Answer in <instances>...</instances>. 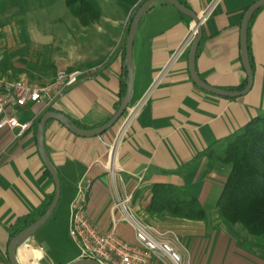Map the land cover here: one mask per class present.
<instances>
[{"label":"crops","instance_id":"obj_1","mask_svg":"<svg viewBox=\"0 0 264 264\" xmlns=\"http://www.w3.org/2000/svg\"><path fill=\"white\" fill-rule=\"evenodd\" d=\"M144 1L123 3L127 11L119 19L108 18L102 11L97 23L84 27L76 18L83 37L95 34L94 40L84 43H68L54 30L35 29L24 19L12 24L10 17L0 18V79L37 85L51 82L59 70L99 66L95 74L69 90L53 112L89 129L104 125L116 112L121 81L127 76L123 47L128 20ZM257 1L185 0L198 16L210 9L196 57L197 74L208 85L223 90L247 79L240 27L245 12ZM192 26L190 18L165 2L155 3L144 14L133 47L130 102L141 107L119 142L118 123L99 137L79 138L58 122H47L45 150L59 175L61 195L52 217L17 248L19 264H71L81 259L80 250L64 259L55 255L59 243H74L69 234L71 205L82 181L90 183L86 215L101 232L116 224L119 237L134 243L133 229L117 205L119 199H129L130 215L154 238L169 243L181 256V264H264V247L256 250L237 242L231 228L218 220L216 210L211 215L214 219L206 222L158 217L148 211L155 185H176L205 209L206 202L216 204L229 168L197 155L264 115V8L249 25L253 85L239 98L199 90L189 75V49L171 62ZM108 29L112 36L104 39ZM36 112L38 108L31 106L19 115L20 120ZM35 125L17 139L15 131L0 130V264H10L8 244L16 221L36 211L55 191L38 152ZM206 213L209 217L207 209ZM149 264L172 263L155 254Z\"/></svg>","mask_w":264,"mask_h":264},{"label":"trees","instance_id":"obj_2","mask_svg":"<svg viewBox=\"0 0 264 264\" xmlns=\"http://www.w3.org/2000/svg\"><path fill=\"white\" fill-rule=\"evenodd\" d=\"M177 1L188 7L185 0ZM143 3L136 8L135 13ZM65 5L84 27L97 23L102 16V9L97 0H65ZM133 16L128 22L127 35ZM125 45L126 43L123 47L124 59ZM126 81L127 76L121 81L120 99L116 104V110L125 95ZM246 85L247 79L240 86L223 90L242 91ZM71 121L81 129H89L74 120ZM36 128L37 125L35 130ZM197 158H206L211 163L229 168L228 177L215 204L220 223L226 227L242 226L261 245L260 241L264 240V115L254 118L238 131L218 140L199 153ZM45 172L52 179L49 172L47 170ZM54 196L55 191L36 211L18 219L10 230V238L13 239L42 217ZM148 211L158 217L168 216L192 222L208 220L206 209L200 201L176 185L153 186Z\"/></svg>","mask_w":264,"mask_h":264},{"label":"built area","instance_id":"obj_3","mask_svg":"<svg viewBox=\"0 0 264 264\" xmlns=\"http://www.w3.org/2000/svg\"><path fill=\"white\" fill-rule=\"evenodd\" d=\"M209 16L210 9L201 12L199 19L202 26ZM196 36L197 26L193 24L172 56L171 62L177 60L190 48ZM98 69L99 66L86 71L59 70L51 82L37 85L0 79V130L15 131L14 139L29 133L41 114L53 112L59 100L69 90L81 80L95 74ZM31 106L37 107L38 112L22 122L19 115ZM140 107V104L129 106L118 122L120 127L117 142L135 119ZM89 189L90 183L82 181L78 186L76 199L71 205L69 234L80 250L81 259L94 260L99 264H149L153 255L159 254L168 258L172 264L182 263L181 256L169 243L154 238L143 224L130 215L129 199H119L117 205L133 229L134 243L119 237L116 224L110 231L101 232L86 215Z\"/></svg>","mask_w":264,"mask_h":264},{"label":"water","instance_id":"obj_4","mask_svg":"<svg viewBox=\"0 0 264 264\" xmlns=\"http://www.w3.org/2000/svg\"><path fill=\"white\" fill-rule=\"evenodd\" d=\"M157 2H165L173 6L181 15L190 18L193 24L197 26V36L194 39L188 50V70L191 81L193 84L201 91L208 94H212L218 97H224L228 99H235L242 97L251 90L253 85V72L250 65L249 50H248V28L251 20L253 19L256 12L264 8V0H258L253 5H251L243 16V20L240 27V45H241V60L243 68L247 75V85L242 91H226L219 88L212 87L208 85L204 80H202L196 71V55L200 43L203 38V26L200 24L199 16L194 13L190 8L182 5L177 0H146L137 10L133 16L130 28L128 31L126 45H125V59L123 64V69L127 74L126 81V92L124 97L121 99L118 109L112 116V118L106 122L104 125L91 128V129H81L77 127L68 117L58 112H47L45 113L37 125V146L40 158L49 172L50 176L55 185V196L52 200L50 206L46 210L45 214L37 219L29 227L23 229L19 232L13 239L10 240L8 244V259L10 264H19L15 257V252L17 248L31 238L53 215L55 212L61 195V182L57 170L49 161L44 143L45 128L48 121L54 120L61 124L65 129H67L71 134L79 138H94L99 137L112 129L123 117L125 112L130 106V102L133 94V84H134V68H133V47L135 37L137 35L138 26L142 20L146 11ZM71 264H99L97 261L89 259H79Z\"/></svg>","mask_w":264,"mask_h":264},{"label":"rangeland","instance_id":"obj_5","mask_svg":"<svg viewBox=\"0 0 264 264\" xmlns=\"http://www.w3.org/2000/svg\"><path fill=\"white\" fill-rule=\"evenodd\" d=\"M97 2L102 8L103 15L113 19H119L121 16L124 17L127 10H125V5L123 3H129L128 0H97ZM1 9H3V12L0 14L1 19L10 17L12 24L20 23L21 20L24 19L28 24L32 23L35 29H43L45 31L54 30L55 34L58 33L61 35V39L66 40L68 43L75 42V40L84 43V41L95 39V34L92 32L87 35V38L83 37L84 35H82L79 29L80 27L77 23V19L66 7L65 0H0V10ZM131 16H133V14ZM112 33L113 32L108 29L103 38L108 39V37L112 36ZM126 39L127 31L125 40ZM206 209L210 215L208 217L209 220L214 219L211 215L215 211V202H206ZM230 228L231 236H233L237 242L252 245V248L256 250L261 246L264 247V240L260 241L261 245H259L255 238L250 236L242 226H232ZM73 251L78 252L79 249L72 241L70 246L59 243L55 257L64 259Z\"/></svg>","mask_w":264,"mask_h":264}]
</instances>
